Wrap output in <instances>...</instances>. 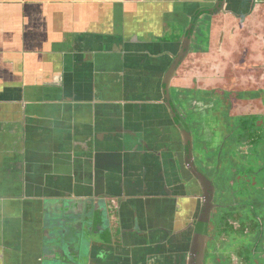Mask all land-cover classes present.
Here are the masks:
<instances>
[{
	"label": "flooded vegetation",
	"instance_id": "obj_1",
	"mask_svg": "<svg viewBox=\"0 0 264 264\" xmlns=\"http://www.w3.org/2000/svg\"><path fill=\"white\" fill-rule=\"evenodd\" d=\"M210 3L188 15L175 42L172 29L121 74H94L92 140L69 149L77 155L67 174L69 198L47 200L78 219L68 236L60 226L49 238L61 256L75 251L69 264H188L208 193L203 264H264V86L247 98L230 89L252 86L254 77L264 85V32L258 26L264 0ZM186 37V54L175 61ZM75 138L73 131L72 144ZM85 168L90 171L82 177ZM226 168L229 184L222 187ZM75 177L90 183V195L73 190ZM250 189L253 198L247 197ZM227 197L231 204L223 203ZM256 198L258 220L250 214ZM125 208L131 209V232L121 222ZM97 212L108 220H88ZM95 222L100 233L91 230ZM64 261L58 256L59 264Z\"/></svg>",
	"mask_w": 264,
	"mask_h": 264
},
{
	"label": "crops",
	"instance_id": "obj_2",
	"mask_svg": "<svg viewBox=\"0 0 264 264\" xmlns=\"http://www.w3.org/2000/svg\"><path fill=\"white\" fill-rule=\"evenodd\" d=\"M212 1L0 0V264L71 262L75 251L61 256L49 238L54 227L70 233L78 219L47 200L69 198L67 174L77 157L69 149L92 140L94 74H121L172 29L175 42L188 15ZM82 177L73 190L86 197L91 187ZM130 211L120 216L131 232Z\"/></svg>",
	"mask_w": 264,
	"mask_h": 264
},
{
	"label": "water",
	"instance_id": "obj_3",
	"mask_svg": "<svg viewBox=\"0 0 264 264\" xmlns=\"http://www.w3.org/2000/svg\"><path fill=\"white\" fill-rule=\"evenodd\" d=\"M205 12H207L209 14H215V13H217V10L213 11V9H206ZM186 39H187V37H186ZM189 43H190L189 39H187V41L184 40L181 55L178 56L175 59V61L178 58H182L181 56L186 54L183 48L187 49V45H189ZM172 69H173V67H172ZM210 196L211 195H209V193H208V197H207V201H206L207 204L204 203V206L202 207L201 212L199 214L198 221L204 222V224L202 223L200 226H198L196 233H194V235H193V239H192L191 246H190V253H189V257H188V264H203L204 243L206 240V222L208 221L209 212H210V205H209ZM104 218H106V217H104ZM88 220H90V221L96 220L97 221L95 216L89 218ZM63 235L68 236V233H65ZM89 235H91V233ZM47 244L45 246L47 248H49V246H47ZM58 263L59 262L57 260H54L53 264H58ZM44 264H52V261L51 262H44Z\"/></svg>",
	"mask_w": 264,
	"mask_h": 264
},
{
	"label": "rangeland",
	"instance_id": "obj_4",
	"mask_svg": "<svg viewBox=\"0 0 264 264\" xmlns=\"http://www.w3.org/2000/svg\"><path fill=\"white\" fill-rule=\"evenodd\" d=\"M259 20V24H258V26L260 27V30H261V32H264V13L260 16V18L258 19ZM261 38L262 39H264V34L261 36ZM241 45L242 46H245V47H247L248 48V45H247V40H244L242 43H241ZM237 78L239 79V77H238V74H237ZM226 79L228 80V81H231L232 79H234V76H233V73H231V72H229V73H227V75H226ZM188 80H186V83L188 84V82H187ZM251 85L252 86H250V85H243V86H245V87H242V86H238V85H236L235 87L236 88H234V86H230V89L232 90V92H234V91H238V93H239V91L240 90H242V92H241V95H239V94H237V96L238 97H240V98H247L249 95L247 94L248 93V91H250V90H252L253 92H256V93H258V94H261L262 93V91H261V87H263L264 85H263V82H259L255 77L252 79V83H251ZM264 88V87H263ZM176 95L175 94H173V99L175 100V97ZM243 100V99H242ZM247 99H245V101H246ZM175 101H177V100H175ZM259 99H258V101H256L255 102V104L254 105H258L259 106ZM260 107V106H259ZM259 107H257V108H259ZM224 170V169H223ZM225 174H224V179L222 180V187H225V185H227L228 186V184H229V180H227L228 178L230 179V173H229V175H228V169L226 168L225 170ZM250 192L248 193V195H247V197H249V198H253L254 197V195H251V191H252V189H250L249 190ZM228 193H229V187H228ZM219 195V194H218ZM220 196V195H219ZM221 197V196H220ZM228 203V204H231L232 203V201L230 200V197H227V198H225V201L223 202V203ZM251 210H250V214L252 215V211H253V208H252V206H251V208H250ZM60 211V210H59ZM236 216V215H235ZM235 216H234V219H235ZM232 221H235V220H232ZM237 222H238V224H240V225H242V222L239 220V218H238V220H237ZM211 244H213V243H211ZM222 244V243H221ZM264 246V243L262 244V247ZM222 248H225V245H223L222 244ZM227 248V247H226ZM264 251V250H263Z\"/></svg>",
	"mask_w": 264,
	"mask_h": 264
},
{
	"label": "trees",
	"instance_id": "obj_5",
	"mask_svg": "<svg viewBox=\"0 0 264 264\" xmlns=\"http://www.w3.org/2000/svg\"><path fill=\"white\" fill-rule=\"evenodd\" d=\"M256 187L257 186H255V189H256ZM258 188H261V187L258 186ZM254 190H253V192H254ZM258 201H259V198H256V200L253 199L251 201V203H252L251 206H253V213L255 214L254 218H257V220L259 219L258 217L261 215V209L254 207V206H256L255 204H257ZM230 218H234V215H232Z\"/></svg>",
	"mask_w": 264,
	"mask_h": 264
}]
</instances>
